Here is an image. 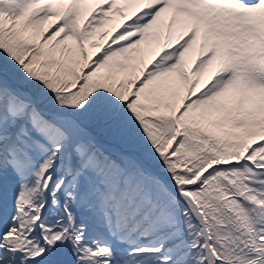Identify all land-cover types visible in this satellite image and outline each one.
I'll list each match as a JSON object with an SVG mask.
<instances>
[{"label":"rangeland","instance_id":"1","mask_svg":"<svg viewBox=\"0 0 264 264\" xmlns=\"http://www.w3.org/2000/svg\"><path fill=\"white\" fill-rule=\"evenodd\" d=\"M113 1L44 0V2L38 4L35 0H0V20H6L7 26L5 28L9 26L16 27L18 32L22 27L24 29L28 28L26 32V36L28 37L33 32H37L36 43L40 45L41 56L38 58L33 57L32 60L37 59L34 66L36 68L41 67L43 60L44 62L47 60L54 64L51 69V72H53L57 67L62 65L64 69L63 76L69 78L76 77L79 68L85 60V45L91 47L96 46L95 36H107V32L111 29L114 30L109 37V44L104 54L96 62L92 61L86 67V73L90 70L95 72V70L104 69V72L115 79L118 85L123 83L125 87L126 80L131 71H135L145 58L159 54L155 63L151 64L146 74H144L143 82L145 81L146 84L144 86L147 88L158 85V92L162 95L159 111L164 114L162 116L165 121L167 120L172 101L175 98H180L184 94L187 82L191 81V90H199V92L192 98L191 103L186 105L185 110L198 115L204 122V126H206L207 122L211 121L210 124L214 122L218 123L221 119H225L226 121L237 120L238 123H235L238 125L241 124L242 118L250 119L251 125H254L255 120L251 119L249 115L263 117L264 124V114H262L264 112V12L262 8H250L239 24L233 27H224L222 25L229 21L225 20L226 16H221L210 31L208 29L212 27L210 26L211 22L217 20L218 17L211 19L210 23L207 21L206 25L198 26L194 37L190 40L186 49L179 54L176 62L174 61V52H177L176 46L188 30V24L185 26L186 22L191 19V22L195 20L205 21L208 17H196L192 12L187 10L189 13H183V15L174 13V18H179L181 21L170 25L168 23V14L172 12V3H169L166 10L160 12L157 18L146 25L141 35L138 36L139 34L136 32V28L139 21L145 15V11L140 12L145 5L143 1L140 3L135 1L133 3V0H122L120 4L119 0V2ZM154 1L148 0L150 3ZM112 9L117 11L113 13ZM198 9L200 12L202 11L201 8ZM97 12H102V15L98 19L95 17V14H98ZM47 14H54L52 17L55 23L48 31H44L43 25L48 17L46 16ZM19 17L22 22L19 20ZM118 23H120V26ZM62 40L66 41V48L63 50L57 49V46ZM203 42H205L204 46H202ZM208 47L213 48V53L207 60L203 61L201 57ZM49 49L54 53L48 54ZM70 56L72 58H69ZM227 56L233 64V72L227 79L226 84L216 91L213 86L224 73V61ZM56 58V63L52 62ZM63 58L65 59L63 60ZM68 58L70 63H68ZM27 60L28 56L26 57L25 55L18 63L22 65ZM31 62L27 64L28 68L33 67ZM195 62L198 65L193 69L190 68V64H194ZM22 68L18 64V69ZM152 69L161 70L153 73ZM86 78L87 82L92 84L96 89L93 93H96L101 85L105 86V79L102 78L100 80L93 72H88ZM207 84H209V87H205ZM2 87L0 85V90L3 89L5 92L6 89ZM210 87L212 88L210 89ZM34 88L37 89V85H34ZM38 89L41 90V87ZM141 93L144 95V92ZM190 99L188 100L190 101ZM19 103L26 104L14 96H9L6 100V107L11 104H16L17 108L11 111V114H15L21 111L20 107H18ZM153 104L157 103L153 102ZM231 104L233 106L237 104L236 107H238L235 118V112L230 114ZM227 106L230 107L226 108ZM25 110L28 112L25 111L24 113H26L29 121L36 122L38 132H34V136L42 139L44 143L38 140L34 142L39 159L37 164H35V154L31 151L32 156H30L27 153V148L23 147V138H20L19 133H16L12 143L4 145V147L0 146V152L1 149L4 151L2 152V157H5L7 162V166L3 169L7 173H2L0 176L3 190L0 192V209L2 208V213L4 215L7 214L9 217L12 215L14 206L16 207L17 216L14 224L20 223L21 217L18 210H23L20 205L25 203L29 228L30 230L34 229L40 232V244L45 246L48 244L45 238L47 235H50L54 239V242L59 241L61 237L58 233L48 232V221L45 219V216L42 217L44 210L51 211L55 215L63 217V221H67V211L69 210L73 221H75L79 215L76 210L90 211V206L87 203L95 201L102 206L106 200H110L116 194L121 201H124V198H128V204L131 203V206H127L125 209H132L136 213H139V210H143L141 213L145 211L146 192H143L141 197L137 198L136 195L139 192L131 190L133 182L132 176L138 174L139 177H145L148 180L147 182L152 184L151 188L153 191H155L156 186L161 182L149 174L148 171L139 167L133 160L118 158L116 156L110 157L109 155H107L105 161L102 160L101 157L105 152H101L98 148H96L97 151L102 154L92 153L88 162L85 159L79 165V169L74 174V177L69 180V184L65 183L63 187H60L59 194H57L56 187L58 184L56 182L62 179L61 173L65 174L67 172V165L64 164L63 159L62 161H55L56 152L54 148L52 152L51 144L58 140L62 144V142L66 141V135L61 132H56L53 129H46L47 127L41 120L40 110H36L34 107L30 108L28 105L25 107ZM84 112H86L85 117L80 119L88 125L90 121L87 118L91 110L84 109ZM154 114L157 118L160 117L159 112H154ZM17 115L21 116L19 114ZM215 117L218 118L215 120ZM259 126L260 124L258 123L253 129L244 132L237 131L238 134L244 137L236 135V144L240 146L242 141L248 139ZM260 135L261 133L257 134L256 137ZM15 141H17V145L14 144ZM89 143L92 142L88 139L79 143L76 150L87 148ZM8 152L11 153V159L6 158ZM71 155H73L71 151L67 150L66 156L71 157ZM96 163H98L97 166L104 169L103 172H98L97 167H93ZM43 167L46 170H50L44 178H42L44 174L40 171ZM86 167V172L88 173L86 177L90 176L92 180L88 183L86 181L82 188L80 184L82 179L80 181L78 176ZM60 168L63 172L60 171ZM122 170H126L128 173L124 176L122 186H120L121 182L118 181V175ZM51 173H53L51 176L55 175L54 182H50L47 179ZM33 178L35 181L38 180L40 189L33 187L30 183L31 180L33 182ZM136 191H139V189ZM181 193L188 194V192ZM168 195L169 197H174L182 208L179 213H173L181 215L187 213V211L184 212V209L190 211L175 196ZM199 196L201 197L200 193ZM36 200L38 207L36 206L34 208L33 204ZM81 205L84 206L79 209ZM56 206H59L60 210H55ZM169 213L171 214V211ZM80 214L82 213L80 212ZM188 214L191 216L195 215H192L193 213L191 211ZM144 215L148 214L145 212ZM148 217L150 216H146V218ZM194 221L197 226L196 220ZM164 222H167V220L165 219ZM180 225V228L175 231V235H179L178 233L182 231L184 235H187L188 243L194 242L198 245L200 240L202 247H205L204 239L200 236L198 238L195 234L197 233L195 232L196 227L194 229V227L189 228L187 225ZM198 233L200 234V232ZM260 234H264V231L261 230ZM261 241L264 243V235L261 237ZM17 243L18 241L15 242V244ZM262 245L264 247V244ZM8 247L13 246L5 245L4 243L0 248L1 253H4V248ZM197 253L198 260L196 259L195 261L188 258L186 253H182L179 256L173 253L166 257L165 263L208 264L210 259H208L207 253H203L204 256H201L199 251ZM59 254L61 257H67L68 261H75L78 255L84 256L86 251L76 252L69 249L67 251L62 249L60 251L54 250L52 258L58 257ZM211 256L214 262L219 263L214 251ZM243 256H245V259L254 257L248 254L247 251L243 252ZM256 264H264V254H262L259 262Z\"/></svg>","mask_w":264,"mask_h":264},{"label":"trees","instance_id":"2","mask_svg":"<svg viewBox=\"0 0 264 264\" xmlns=\"http://www.w3.org/2000/svg\"><path fill=\"white\" fill-rule=\"evenodd\" d=\"M13 31L11 28L0 31V68L5 69L11 78L19 82L25 81L24 86L30 88L33 93L36 92L34 85H37L39 93L47 94L54 90H60L73 82L74 78L63 76L64 69L62 65L57 68L55 73L57 75L54 77L55 74L49 71L53 63L47 61L37 68L38 70H34L37 59L33 60V67L28 68L27 65H24L22 69H18V61L29 48L28 44L32 40L26 39L24 34L19 35ZM32 39L34 41L35 37H32ZM31 46H34L33 42ZM34 56L38 58L39 54H35L34 51L32 59ZM69 58H72V56ZM61 67L62 69H60ZM48 83L52 87L46 89L45 85ZM42 84L45 89L39 90V87H43ZM121 89H119L115 98V89L111 85H107L106 88L99 87L96 93H93L96 90L95 87L89 84L87 79H84L80 87L71 92L72 95L68 96L61 93L57 97L55 94L54 98H59L55 106L65 109L70 108L77 113L89 109L91 115H95L98 119L103 117L105 121H108L116 111ZM134 114H136V111L133 110L132 112L130 106L127 109H122L112 119L118 136L119 134L127 135L125 141L128 143L122 142L120 144L123 146H136L138 151L147 159H150L153 164H155L153 159L160 160L159 156H162L167 161L165 162L166 167L170 172H176L182 168L188 169V173L191 170L188 182H191L194 173L210 160L237 157L242 148H245L249 143L248 139H245L240 146L236 144V135L244 137L238 134L237 131L243 132L242 130L247 131L248 129L235 125L233 121L221 119L218 121V126L216 123L208 133H204L201 128L202 124L195 121L196 118H194L182 123L184 131L182 151L169 155L166 152V140L169 134H164L161 130L149 131L141 121H138ZM81 115L85 117L86 112ZM251 137H255V134H252ZM242 166L244 168H241ZM260 168L264 169V141L252 147L247 161H244L240 168L219 169L211 176L212 180H209L205 186L201 184V189L206 194L205 205H203L204 210H202L206 214L213 213L217 218H221L228 229L237 233V237H240L238 232H249L250 230L246 212L252 210L251 201L258 206H261L262 201H264V177L258 176L260 173L256 171ZM236 170L237 173H234ZM232 174H235V176H232ZM183 175V173L180 174V176ZM255 195L260 197L255 198ZM207 217L209 218V216ZM226 222H230V224Z\"/></svg>","mask_w":264,"mask_h":264},{"label":"bare ground","instance_id":"3","mask_svg":"<svg viewBox=\"0 0 264 264\" xmlns=\"http://www.w3.org/2000/svg\"><path fill=\"white\" fill-rule=\"evenodd\" d=\"M113 2H119L118 0H114ZM122 3V2H119V4ZM144 4V3H143ZM113 6V5H111ZM203 10H208V9H205L203 8ZM142 12V10L140 11ZM180 11H178L179 13ZM206 12V11H204ZM216 15V14H215ZM218 15H216L215 17H217ZM179 19V18H178ZM177 19V20H178ZM241 19V18H239ZM189 21V20H188ZM175 22V20L173 21ZM54 20H53V17H48L45 21H44V25H43V30L44 31H48L50 29V27L53 26L54 24ZM200 22H198L199 24ZM119 26H120V23H118ZM114 29H111L107 32V36H99V35H96L95 36V41H96V46H87L85 45V60L82 64V68L80 69V71H78V73H80L81 76H83V70L88 67V65H90V63H92V61L94 62L96 57H100L107 46L109 44V37L112 33ZM223 33V32H222ZM47 35V34H45ZM67 46V43L65 40H62L59 45L57 46V49H60V50H63L65 49ZM159 55V54H158ZM143 59V57H142ZM155 59V56L153 55L152 57H147L145 58V60H143L140 64H139V67L134 71L133 74H131L128 78H127V81H126V84H125V89H124V98H129L131 97L133 94H134V91H135V88L137 86V84L141 81V79L143 78L144 74H146V70H147V67H149L151 64H153L152 61H154ZM197 64V62H195L194 64H190V68H194ZM0 85L4 86L8 92L20 97V98H23V99H27V100H30L29 96L27 95V93H25L24 91H21V89H19L18 87L12 85L10 83V81L8 80V78L0 72ZM183 97H186V96H183ZM183 97L179 100V103L178 104H182V99ZM58 121H59V124H62L63 125V128L64 130L68 133V137H67V141H65L63 143V145L61 147H59L57 149V154H59L57 156V161H59L60 157L63 156V154H66L67 153V150L68 148L72 147L75 142L78 140V138L80 137H90V134L89 132L83 128L82 126H80L78 124L77 121H75V119L73 117H71V115L69 114H58L56 115L55 117ZM17 121V120H16ZM16 121L12 124L11 128L13 127V125L16 123ZM178 140V136L175 135L171 138L170 140V143L172 145H174ZM5 141L2 140V144L4 143ZM96 144L101 147L102 149H104L105 151H108V152H112L113 154H115L116 156L118 157H122V158H127V159H130V160H133L135 161V163H137L139 166H141L142 168L144 169H147L148 170V165L145 164L142 159L134 152L130 151V152H124L122 151L121 149H119L116 145H112V144H104V143H101V142H96ZM66 157H63L62 159L64 160V164L67 165V168L69 169V172L71 173H74L78 167V162H77V159H69V161H66ZM53 173H51L50 175H52ZM153 176H155L156 178H158L159 176H157L156 174H153L151 173ZM48 180H50V182H54L55 180V175L53 176H49L48 177ZM57 184H59V182H56ZM56 189H58V186L56 187ZM184 201H186L189 206H192L194 208V205L192 203V200L190 199V197H187L185 196V198L183 199ZM27 232V231H26ZM142 236H145L144 238H148L149 240H147L146 242L147 243H151V240L153 238H156L155 235H152L151 237H148L146 235H143L140 234ZM88 241L93 244V239H88ZM7 245H12L13 247H8L5 251L9 252L7 254V257L3 259V261L0 263V264H8V262L11 260V261H15L13 259V255L17 252V249H16V244L9 241L7 242ZM4 257L6 255H3Z\"/></svg>","mask_w":264,"mask_h":264}]
</instances>
